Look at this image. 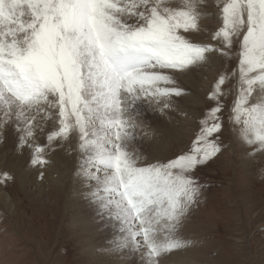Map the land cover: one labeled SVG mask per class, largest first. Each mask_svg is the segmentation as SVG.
I'll list each match as a JSON object with an SVG mask.
<instances>
[{
    "label": "snow or ice",
    "instance_id": "obj_1",
    "mask_svg": "<svg viewBox=\"0 0 264 264\" xmlns=\"http://www.w3.org/2000/svg\"><path fill=\"white\" fill-rule=\"evenodd\" d=\"M204 2L0 0V134L15 126L18 147L32 149V166L47 165L49 152L66 145L77 151L87 197L120 233L112 250L140 252L143 264H159L191 243L178 229L202 196L195 170L222 149L233 89L228 119L242 126L245 144L264 151V0H222L214 43L189 35L203 30ZM233 48L238 64L226 65L209 92L214 104L191 149L148 162L136 146L149 134L146 107L172 108L173 97L186 94L174 72L191 71L213 54L230 63ZM48 121L54 130L47 144L35 143Z\"/></svg>",
    "mask_w": 264,
    "mask_h": 264
},
{
    "label": "rangeland",
    "instance_id": "obj_2",
    "mask_svg": "<svg viewBox=\"0 0 264 264\" xmlns=\"http://www.w3.org/2000/svg\"><path fill=\"white\" fill-rule=\"evenodd\" d=\"M203 7L204 12L207 8L214 12L211 14V23L205 30L207 17L204 16L201 21L203 30L189 35L199 42L214 43L211 41V33L222 25V0L219 4L217 0H205ZM201 33L206 35L204 40L194 35ZM232 51L234 55L230 63L219 54H213L207 63L195 68L205 67L206 70V75H203L206 85L197 86L198 91L188 86L182 78L185 72L173 73L177 83L185 90L186 94L183 96L197 100L196 106L190 109V105L185 107L184 103H177L176 98L179 97H173V107L165 110L167 114L173 113L175 118H168L167 122L173 125L177 119L174 124L185 131L183 137L175 139L173 134L164 129V116L160 111H152L146 107V115L142 119L149 134L141 133L136 146L148 162H166L191 149L201 126V118L206 109L214 104L209 98V92L226 65L235 67L238 64V57L235 55L237 49L233 48ZM197 80L199 81L198 78ZM195 82L197 85L196 78ZM233 83H226L224 87L230 88ZM235 95L233 89L226 97L223 129L219 134L221 151L195 170V175L204 185L202 196L185 215L178 229L179 236L191 243L182 249L163 254L159 258V264H264V151L258 150L257 145L245 144L239 134L242 126H234L229 121V107ZM51 125L52 121H48L42 130L37 129L35 143L47 144V136L54 130L53 127L50 128L51 131L48 128ZM156 128L160 133L153 131ZM19 136L20 133L12 124L2 130L0 156L5 153L2 157L10 161V156L14 155V161L23 165L21 161L24 160L26 146L18 147ZM155 141L162 144L157 149L153 145ZM254 150L255 154H252ZM17 155L20 159H17ZM61 156L64 163L62 166L65 165L61 170L63 176H67L66 185L61 187L63 189H56L51 184L39 196L36 194L40 184L46 183V175H55L54 178L57 179L61 174L49 167L53 165L49 154L50 163L37 166V179L26 186L16 180L17 177L13 176L17 174L16 171L10 170L7 167L8 161L1 158L0 173H9L11 179L0 176V189L4 187L11 190L14 201H10L8 207L0 202V264H123L125 259L122 254L130 249L112 250V241L120 233L115 231L112 222L97 215L96 205L82 194L85 184L77 175L79 153L65 150ZM15 162L11 160L10 163ZM14 203L15 206H12ZM86 216L90 219L87 231L79 227ZM50 231L58 235L49 239ZM52 244L57 248L52 249ZM183 259L188 263H183Z\"/></svg>",
    "mask_w": 264,
    "mask_h": 264
},
{
    "label": "bare ground",
    "instance_id": "obj_3",
    "mask_svg": "<svg viewBox=\"0 0 264 264\" xmlns=\"http://www.w3.org/2000/svg\"><path fill=\"white\" fill-rule=\"evenodd\" d=\"M205 13H206V17H207V19H206V21H205V30L207 29V27H208V24L209 23H211V19L213 18V15H211L212 13H214V12H212V9H209V8H207L206 9V11H205ZM212 17H211V16ZM215 24V23H214ZM204 30V31H205ZM198 39H200V40H204V37L206 36L204 33H201V34H198V35H196V34H194ZM214 58V57H213ZM215 61V60H214ZM216 64V63H215ZM200 67V66H199ZM193 70V71H192ZM191 71H188V72H185L184 74H183V77L182 78H184V80H185V82H187V84H188V86H190L191 88H193V89H195L196 91H198L197 90V86H201V85H203L202 87H204L205 85H206V82H205V80L203 79V75H206V70H205V67H201V68H199V69H196L195 70V68L194 69H192ZM195 78H196V81H197V85L195 84L196 82H195ZM197 78L199 79V81L197 80ZM200 92V91H199ZM176 100H177V103H179V104H183L185 107H187L188 105H190V109H192V107L194 108L195 106H196V103H197V100H195V99H192V97L190 98V97H188V96H182V97H179V98H176ZM159 113H161V112H159ZM164 117V119L162 120V122H163V126H165L164 127V129H166V130H168L171 134H173V136L175 137V139H177V138H179V137H183L184 135H185V131L182 129V127H179V126H177L176 124H174V122L177 120H173L174 122H173V125H170L167 121H168V118H171V117H173V118H175L174 117V115H173V113H168L167 114V112L165 111L164 113H161ZM159 118V117H158ZM49 126V125H48ZM52 127H53V122H52V125L50 126V127H48L49 129L51 128L52 129ZM51 129H50V131H51ZM155 133L156 132H158V133H160L158 130H157V128L156 129H154L153 130ZM140 137V136H139ZM77 143V141L75 140V139H73L72 141H71V144H72V147H74L75 146V144ZM151 144V143H150ZM153 145H154V147H155V149H157V146H160V145H162L159 141H155V142H153ZM24 150H26L25 151V155L23 156V158H24V160H22L21 161V163H23V165H21V164H17L15 161H14V155H12V156H10V161H8L7 159H6V157H2V156H4V154L5 153H3L2 154V156H0V160H1V158L2 159H4V160H6V161H8V163H9V165L7 164V167L10 169V170H12L13 172H14V170L16 171V173L17 174H15V175H13V176H16L17 177V181L21 184V185H23V186H26V185H28L29 183H31V184H33V182H34V179H37V176L35 175L36 174V172L37 171H39V169H38V167L37 166H32L31 164L30 165H26L27 163H29L30 162V159H31V154H32V149H30L27 145H26V147L24 148ZM65 150H71L67 145L65 146V147H63V148H57L55 151H52L51 152V154H50V152H49V158H51L52 159V161H53V165H51V166H49V167H52L53 168V170L54 171H57V172H61V174L60 175H58L57 176V179H55L54 178V176L55 175H51V174H47L46 175V179H45V181H46V183L45 182H43V183H41L40 184V189L38 190V192H37V194L36 195H42V194H44L45 193V191L46 190H48L47 189V186H49V185H51V184H53V185H55L54 186V188H56V189H63V188H61V187H63V186H65L66 185V182H67V179L65 180V178L67 177H65V176H63V171L61 170V168L62 167H64V166H62L64 163H63V161H62V156H61V154H63V152L65 151ZM9 157V156H8ZM22 157V156H21ZM20 159V157H18V155H17V159ZM50 159V160H51ZM11 160H13V162H15L14 164L13 163H10L11 162ZM26 161V162H25ZM26 165V166H25ZM14 179V178H13ZM17 182V183H18ZM49 183V184H48ZM52 185V186H53ZM84 187V186H83ZM65 190V189H64ZM57 191H59V190H57ZM88 191H89V189L88 188H86V187H84L83 188V192H82V194L83 195H86L87 196V193H88ZM62 193V192H61ZM60 193V194H61ZM38 196H37V198H38ZM53 196H55V195H53ZM26 197V196H25ZM83 198V197H82ZM27 199V198H26ZM57 199V198H56ZM55 199V200H56ZM60 199V198H59ZM10 201H14V196H13V194H12V192H11V190H6L4 187H2L1 189H0V202L5 206V207H8V205H9V203H10ZM32 201V200H31ZM72 204V203H71ZM15 206V203L14 204H12V206ZM95 208H96V206H95ZM89 210V209H88ZM97 212V211H96ZM12 214V216H13V212L11 213ZM89 216V215H88ZM88 216H86L85 218H83L82 219V221L79 223V227L80 228H82V229H85V231H87L88 229H87V224H88V222H90V219H89V217ZM92 217H93V214H92ZM94 219V218H93ZM13 226V225H12ZM14 227L16 228V226L14 225ZM73 229V228H72ZM68 230V229H67ZM58 235V233L56 234V233H54V232H49V239L50 238H55V236H57ZM57 239V238H56ZM81 241V240H80ZM52 243V239H51V242L49 241V246H51L50 244ZM54 243V242H53ZM78 243V242H77ZM82 243V242H81ZM102 244H103V242H102ZM43 246H44V244H43ZM52 246H53V244H52ZM107 246V245H106ZM54 248H57L55 245L53 246V248L52 249H54ZM177 250V249H176ZM181 251V250H180ZM183 252V251H182ZM121 253V252H120ZM124 254H122V257L125 259V261H122L123 262V264H143V262H142V260H141V253L140 252H132L131 250H129V251H127L126 250V252H123ZM52 255V254H51ZM166 255V254H165ZM169 255V254H168ZM50 258V257H49ZM177 259H178V257H176ZM180 258V257H179ZM182 258H187V256H182ZM170 260V259H169ZM190 260V259H189ZM178 261H180V259H178ZM186 261V259H183V263H188L187 261ZM192 262V261H191ZM191 262H189V263H191ZM166 264V263H165Z\"/></svg>",
    "mask_w": 264,
    "mask_h": 264
}]
</instances>
